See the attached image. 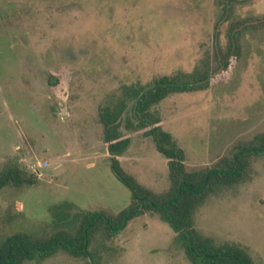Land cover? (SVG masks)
Masks as SVG:
<instances>
[{"label":"rangeland","instance_id":"374dc122","mask_svg":"<svg viewBox=\"0 0 264 264\" xmlns=\"http://www.w3.org/2000/svg\"><path fill=\"white\" fill-rule=\"evenodd\" d=\"M235 14L263 17L264 0ZM221 16L214 0H0V170L11 162L30 172L49 164L34 173L36 186L0 192V243L16 233L49 237L77 209L118 215L131 205L130 190L111 169L100 108L126 86L211 61ZM218 40L226 49L227 28ZM242 47L223 82L157 107L191 171L264 134V32L249 33ZM131 136L118 158L122 168L151 191L167 192V159L150 137ZM195 225L264 264V158L252 162L247 182L211 198ZM176 235L148 214L110 242L96 235L88 259L59 253L28 264H191Z\"/></svg>","mask_w":264,"mask_h":264},{"label":"trees","instance_id":"16d2710c","mask_svg":"<svg viewBox=\"0 0 264 264\" xmlns=\"http://www.w3.org/2000/svg\"><path fill=\"white\" fill-rule=\"evenodd\" d=\"M222 8L215 26V50L212 59L204 60L192 73H177L155 79L146 86H126L118 95L108 98L100 108L104 141L110 155L115 177L132 194V203L118 215L107 211L77 209L71 223L59 225L45 238L16 233L0 243V264H28L51 259L65 253L76 259L91 257L94 237L101 234L112 241L130 224L144 215L158 216L170 226L176 242L191 264H254L249 251L234 243L216 244L196 228L195 216L213 197L227 189L247 182L251 164L264 158V134L236 147L230 157L214 166L191 171L186 165V153L173 136L163 129L157 107L174 95L195 94L210 90L223 82L238 62L244 37L252 32H264V16L238 20L237 7L253 0H214ZM228 29V46L219 44L223 29ZM52 86L57 80L49 79ZM150 137L158 151L168 161L170 188L157 194L142 186L121 166L119 157L131 145V134ZM38 177L14 162L0 170V192L7 188L36 186Z\"/></svg>","mask_w":264,"mask_h":264},{"label":"built area","instance_id":"2783aa9c","mask_svg":"<svg viewBox=\"0 0 264 264\" xmlns=\"http://www.w3.org/2000/svg\"><path fill=\"white\" fill-rule=\"evenodd\" d=\"M49 164L48 163H44V164H38L35 166H31L30 169L33 173L38 174L40 172V170L46 169L48 168Z\"/></svg>","mask_w":264,"mask_h":264}]
</instances>
